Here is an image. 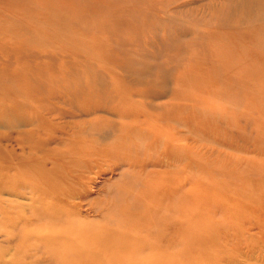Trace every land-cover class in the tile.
I'll use <instances>...</instances> for the list:
<instances>
[{"label": "bare ground", "instance_id": "6f19581e", "mask_svg": "<svg viewBox=\"0 0 264 264\" xmlns=\"http://www.w3.org/2000/svg\"><path fill=\"white\" fill-rule=\"evenodd\" d=\"M222 30L264 38V0H0V264H264V161L168 117L184 84L253 78L217 65ZM118 164L143 188L105 203Z\"/></svg>", "mask_w": 264, "mask_h": 264}, {"label": "rangeland", "instance_id": "374dc122", "mask_svg": "<svg viewBox=\"0 0 264 264\" xmlns=\"http://www.w3.org/2000/svg\"><path fill=\"white\" fill-rule=\"evenodd\" d=\"M107 5L106 7H109V3ZM232 33L234 32L228 33L222 30L214 36L213 45L220 46L217 54H214V57L218 58L217 65L222 68L235 65L233 74L238 75L245 71V75L253 78L246 81L239 80L238 89L241 92L236 96L230 94L227 88L221 87L219 81L184 84L180 92L170 100L174 110L168 114V117L172 121L174 119L184 121L188 128L179 126V130L195 128L197 142L203 149H207V152L215 153L216 149H230L232 148L230 145H233L235 154L239 155L240 149L245 148L249 155L254 156L255 163L259 164L264 161V52L255 44L260 43L264 47V38L243 39L241 43H237L235 41L237 36ZM81 39L79 44L81 49L89 47L97 56L105 53L107 46L95 45L92 38L86 35H82ZM148 47L152 48L150 45ZM251 48L254 49V54H249ZM244 86H248V89H243ZM172 121H169V124L175 125ZM186 132L184 135L191 136L189 131ZM119 135L117 145L120 147L116 150L123 151L125 147L148 148L150 145L147 137L134 138L135 134L128 135L123 132ZM109 145L111 144L106 146ZM168 161L174 163L172 160ZM120 170L129 173L127 178L119 180L115 186V193L122 192V195L118 193H116L117 197L104 195L102 200L105 203L113 200L118 204L125 195L137 193L143 188L141 181L144 178L137 176L135 169L131 170L120 164L114 166L112 171L108 169L100 173L93 184L102 185L109 176L112 177L109 178L111 181L119 179ZM212 170L213 163L203 161L196 163L192 168H187L182 175L210 179L209 174Z\"/></svg>", "mask_w": 264, "mask_h": 264}]
</instances>
